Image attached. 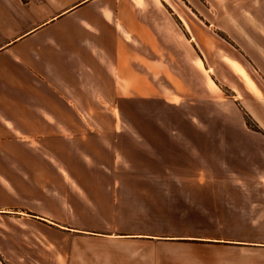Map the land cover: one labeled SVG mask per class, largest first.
I'll return each instance as SVG.
<instances>
[{
    "label": "crops",
    "instance_id": "crops-1",
    "mask_svg": "<svg viewBox=\"0 0 264 264\" xmlns=\"http://www.w3.org/2000/svg\"><path fill=\"white\" fill-rule=\"evenodd\" d=\"M251 1L0 0V264H264V169L197 126L235 111L172 61ZM122 106L174 129H118Z\"/></svg>",
    "mask_w": 264,
    "mask_h": 264
},
{
    "label": "rangeland",
    "instance_id": "rangeland-1",
    "mask_svg": "<svg viewBox=\"0 0 264 264\" xmlns=\"http://www.w3.org/2000/svg\"><path fill=\"white\" fill-rule=\"evenodd\" d=\"M250 3V10H247V14L238 8L232 9L230 12L232 21L228 29L234 42L222 45L211 42L199 44L204 56L200 55L198 67L195 66L197 57L194 53L190 59H173L172 61L182 71V77L190 89H208L211 97L227 100L235 111V113L232 112L231 118H204V122L198 123L197 126L200 129L212 131L244 132L243 136L247 135V138L228 140L230 146L240 148L238 150L240 156L247 160L245 164L240 162V165L245 169L254 166L258 170H263L264 3L254 1ZM223 55L232 59L222 58ZM225 109L227 111L229 108ZM141 110V107H120L121 118H118V129L140 132L174 129V118H142ZM98 119L104 126L108 125L107 118ZM255 148L258 150H254ZM258 153L261 155L258 156ZM259 157L262 162L259 161ZM262 176L264 177V170ZM42 226L40 224V227ZM45 231H40L39 243L45 242L47 237L50 240H59L56 231L51 229ZM2 239L8 245L13 244L18 249L10 252L12 257H28L23 246L31 241L30 236L13 234L3 236ZM46 253V251H38L36 257L45 259ZM57 257L61 258V254Z\"/></svg>",
    "mask_w": 264,
    "mask_h": 264
}]
</instances>
